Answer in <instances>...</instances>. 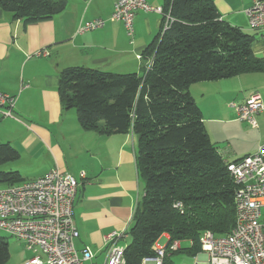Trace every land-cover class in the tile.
<instances>
[{"label": "trees", "instance_id": "trees-1", "mask_svg": "<svg viewBox=\"0 0 264 264\" xmlns=\"http://www.w3.org/2000/svg\"><path fill=\"white\" fill-rule=\"evenodd\" d=\"M64 7V0H0V8L23 24L51 19ZM161 8L160 31L144 49L139 73L73 66L59 73L57 87L62 108L73 109L85 131L103 138L129 131L136 136L135 165L143 195L128 229L127 264H140L152 255L163 234L169 236L168 246L189 240L190 252L197 254L203 232H230L236 185L209 140L189 87L264 73V56L252 51L256 38L223 21L212 0H163ZM167 14L172 21L163 30ZM18 156L9 143L0 144V163ZM2 182L23 181L13 171L0 172ZM170 252L162 264H172ZM9 257V244L0 235V264Z\"/></svg>", "mask_w": 264, "mask_h": 264}, {"label": "crops", "instance_id": "crops-1", "mask_svg": "<svg viewBox=\"0 0 264 264\" xmlns=\"http://www.w3.org/2000/svg\"><path fill=\"white\" fill-rule=\"evenodd\" d=\"M117 1L64 0L62 12L30 24H23L0 8V92L16 97L13 118L0 114V144L9 143L19 154L15 160L0 163V172L15 171L24 182L58 168L78 180L73 201V222L78 232L74 245L77 251L85 246L91 249L93 258L87 264L99 258L103 263L105 238L130 227L143 195V182L135 165L136 136L129 131L103 138L85 131L75 111L73 114L62 108L57 87L59 73L73 66L115 74L141 71L145 63L142 53L159 33L162 15L136 12L129 36L123 23L109 21ZM146 2L153 8L163 5V0ZM212 3L223 21L244 32L250 30L245 12L253 0ZM97 18L106 21L104 27L77 33L81 24ZM38 51L48 55L36 56ZM252 51L255 55L264 53V42L255 43ZM138 55L142 58L137 59ZM193 85L209 86L205 93L209 115H228L225 122L234 125L238 120L233 105L244 103L252 92L261 95L264 106V73L195 83L189 87L190 94ZM256 121V128L264 123V110ZM263 143L258 141L257 147ZM81 172L84 178H80ZM9 186L0 183V189Z\"/></svg>", "mask_w": 264, "mask_h": 264}, {"label": "built area", "instance_id": "built-area-1", "mask_svg": "<svg viewBox=\"0 0 264 264\" xmlns=\"http://www.w3.org/2000/svg\"><path fill=\"white\" fill-rule=\"evenodd\" d=\"M138 11L163 16L161 7L153 8L146 0H118L109 21L123 23L131 36L133 18ZM245 13L250 29H264V0H253ZM171 21L170 16L165 15L162 29L166 30ZM105 23L100 18L89 20L78 27L77 33L101 29ZM35 55L46 56L48 53L38 51ZM140 58L138 55L137 59ZM15 102L16 97L0 92L1 116L13 118ZM233 107L239 121L251 128L257 127L256 117L264 110L257 91L252 92L244 103ZM225 166L236 185L235 222L225 235L216 236L210 231L200 235L201 252L206 255V261L201 264H264V143L254 154L225 162ZM79 176L84 178V173ZM78 185L75 177L53 168L38 179L0 189V231L35 253L25 264L91 262V249L85 246L77 251L74 245L78 232L73 222V201ZM128 229L125 227L107 235L102 264H127L124 256L126 245L118 242L126 238ZM167 246L160 248L155 243L152 246L154 253L143 257L140 264H162L167 250L178 249L179 242Z\"/></svg>", "mask_w": 264, "mask_h": 264}, {"label": "rangeland", "instance_id": "rangeland-1", "mask_svg": "<svg viewBox=\"0 0 264 264\" xmlns=\"http://www.w3.org/2000/svg\"><path fill=\"white\" fill-rule=\"evenodd\" d=\"M246 33L256 38V44L264 42V29H250ZM256 54L258 56L264 55L262 52ZM257 84L256 82L252 88L256 89L255 86H257ZM190 91L202 111L204 127L211 144L217 147L218 152L223 156L226 162H232L256 152L258 149V141L264 140V123H259L258 128L253 129L246 123L237 121V124L234 125L225 122V120L229 118L228 115H209V100L205 98V93L209 92V86L203 87L193 85ZM201 94H205V96L201 97ZM68 111L74 114L73 109ZM2 236L7 240L10 252L9 260L5 264H25L35 255V253L27 250L22 243L8 234L3 233ZM168 238V235L163 234L157 240L156 245L160 248H164L168 244ZM121 242V245H127L131 242V237L127 235ZM174 242H179V248L169 254V260L172 264H201L206 261V255L204 253L199 252L193 254L190 252L192 243L189 240H174L169 245ZM101 262L102 258L93 261L94 264H101Z\"/></svg>", "mask_w": 264, "mask_h": 264}]
</instances>
